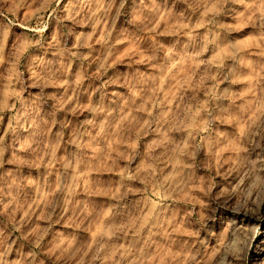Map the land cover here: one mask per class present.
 Wrapping results in <instances>:
<instances>
[{"label": "clouds", "instance_id": "clouds-1", "mask_svg": "<svg viewBox=\"0 0 264 264\" xmlns=\"http://www.w3.org/2000/svg\"><path fill=\"white\" fill-rule=\"evenodd\" d=\"M264 228V0H0V264H251Z\"/></svg>", "mask_w": 264, "mask_h": 264}, {"label": "rangeland", "instance_id": "rangeland-1", "mask_svg": "<svg viewBox=\"0 0 264 264\" xmlns=\"http://www.w3.org/2000/svg\"><path fill=\"white\" fill-rule=\"evenodd\" d=\"M250 261L251 264H264V228L258 236L253 237Z\"/></svg>", "mask_w": 264, "mask_h": 264}]
</instances>
